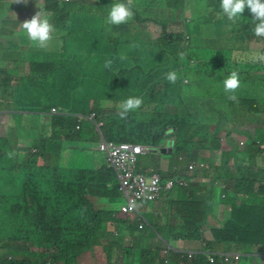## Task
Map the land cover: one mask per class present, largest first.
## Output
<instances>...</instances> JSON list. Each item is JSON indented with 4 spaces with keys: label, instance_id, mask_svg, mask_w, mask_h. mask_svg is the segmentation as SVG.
Segmentation results:
<instances>
[{
    "label": "trees",
    "instance_id": "trees-1",
    "mask_svg": "<svg viewBox=\"0 0 264 264\" xmlns=\"http://www.w3.org/2000/svg\"><path fill=\"white\" fill-rule=\"evenodd\" d=\"M98 1L102 5L100 15H86L78 11L77 8L83 5L81 1H75L77 4L68 0L59 1V9L70 11L66 33L62 35L64 45L61 59H52L47 63L37 61V54L48 53L45 48L38 49L36 57L30 60V70L20 77L26 84L21 83L23 88L19 85V89L9 90L16 78L11 72L4 71L6 65L0 67V106L11 104L8 100L11 98L13 106L6 109H20L12 112L16 121L30 123L23 134L31 127L36 137L41 138L37 150L32 152L22 145L13 149L9 138L0 137V144H6L5 152H0V174L8 177L4 184H0V264H92L95 257L97 264H101L106 257V264H232L220 261L217 254H211L214 256L213 261L211 256L203 253L193 258L187 254L183 257L175 251L164 254L162 241L175 240L174 226L186 228V235L182 234L181 239L202 235L203 225L211 224L205 214L216 217L214 209L209 210L211 204L229 206L231 210L230 215L221 220L223 229L237 233L242 245L263 250L264 164L261 160L264 159V105L262 109L255 110L251 103L242 102L244 99L228 101L229 93H226L213 100L217 103L215 107L212 101H198L199 111L219 118L214 125L196 121L191 108L196 107L195 97L199 96L195 92L196 88L188 87L189 81L199 86L208 79L212 87L207 94H212L215 87L212 79L223 80L233 70L238 71L240 85L245 89L264 87V73L251 72L264 69V61L247 62L246 69L227 68L233 61V54L240 52L244 60L252 39H264L254 35L257 22L252 20L250 10L246 7L242 16L233 21L222 12L220 0H193L208 12L202 16L205 20L192 17L188 22L186 18L192 15L184 13V0H144V11L133 0L134 19L127 24L109 26L105 19L116 0ZM157 1L161 2L157 4ZM148 8L149 13L146 12ZM181 16L184 17L183 29L170 31L171 23ZM194 20L199 34L202 32L199 24L213 25L214 29L209 31L218 33L219 39L215 41L224 44L219 50H214L205 46L203 39L199 38V44L210 52L208 58L190 46V26ZM144 22L156 24L160 35L151 38L142 29L131 33L127 28L141 26ZM67 36L71 37L70 44L67 43ZM27 41L20 43L22 51L28 47ZM10 49L8 45L7 50ZM72 52L86 59L81 65V73L89 68L92 61L97 62L101 76L106 79L117 68L116 74L125 77L126 82L136 89L129 97L144 98L142 107L130 113L127 119H121L119 108L115 107L120 103L115 101L116 95L109 91L108 82H102L108 88L107 96L95 91L93 84H81L82 74L78 76L73 73L75 60L67 57V53ZM107 61H111L110 67H105ZM58 67H61V75ZM169 71L179 74L177 83L172 84L165 79ZM49 73L61 84H55L52 93L43 94L45 104L33 102L34 99L41 102L43 97H32L30 92L33 89L29 87L48 84L51 89L53 84L50 83L52 79ZM92 81L97 82L94 79ZM162 82L165 87L159 88ZM124 84L119 86L120 91ZM124 91H128V88L125 87ZM120 96L117 95L118 98ZM52 100L55 102L48 106V101ZM109 103L115 106H109ZM53 107L62 113H52ZM70 111H86L83 114L94 113L95 116L89 120L64 113ZM100 122L103 123L101 131L108 140L151 145L153 153L146 154L148 156L162 148L163 156L169 159L168 169L158 171L163 175V183L167 177H187L188 185H176L166 191L171 194V199L164 212V222L159 216L155 224L150 222L151 226L139 229L131 218L119 216L118 210L96 208L91 197L104 198L110 202L119 199L120 189L110 178L111 173L115 176L114 168L109 163L96 168L84 166L83 163H77V154L73 156L74 163L62 161L64 146L68 150L88 152L90 143L96 144L92 135H99L96 124ZM44 123L45 135L40 131ZM78 124L80 128H77ZM239 124L245 126L238 129ZM49 125L53 126L50 134ZM236 132L247 137L243 148L234 138ZM14 133V127L9 126L7 136ZM23 136L30 140V137ZM222 139H225L228 148H222ZM53 140L62 144L59 152L49 151L48 144ZM169 141H172V146L165 150ZM85 143L88 146L81 148ZM9 151L16 153L14 158L7 157ZM202 151L210 152L208 158H203ZM39 156L43 158L41 165L37 164ZM80 160L83 161V157ZM192 161L198 162L194 170L188 167ZM183 162L188 163L186 168ZM201 162L204 166L200 165ZM143 164L144 160H141L137 167L153 170ZM191 179L194 181L191 182ZM110 219V224L118 225L119 231L116 233V229L112 228L110 232L106 228ZM132 229L137 231V235L128 238L123 231ZM158 229H162V232H158L162 238L159 239L161 247L156 249L148 245L146 231ZM113 236L117 240L107 244ZM205 249L220 251L213 241H206ZM242 254L239 260L246 256L248 264L257 257L256 254ZM259 254H262L261 264H264V253ZM33 256H43V260H31ZM126 257H129V261L125 262Z\"/></svg>",
    "mask_w": 264,
    "mask_h": 264
},
{
    "label": "rangeland",
    "instance_id": "rangeland-1",
    "mask_svg": "<svg viewBox=\"0 0 264 264\" xmlns=\"http://www.w3.org/2000/svg\"><path fill=\"white\" fill-rule=\"evenodd\" d=\"M7 0H0V2H5ZM29 5L25 6V8H27L28 10V17L31 19L35 14H34V9H38L39 11L41 10L40 8H37L35 6V4L38 2V0H26ZM44 2L41 3V5H44V11L47 13V15L50 17L51 22L56 26V31L53 34V38L52 40L49 41L48 46L46 47V52H57L55 53L53 56V59L56 60H60L61 59V52L63 50L62 48V42L64 41V38L62 35H64L66 33L65 28L67 27L68 24V13L70 12L69 9H65L64 11L62 9L58 8V3L61 0H43ZM70 2H74L77 4V2L75 1H81L83 3L82 6H80L79 8H77L78 11L85 13L86 15L88 14H92V15H100L101 14V3L98 0H68ZM144 0H134V3L139 6L140 9H142L144 11ZM162 1V0H161ZM161 1H157V4H159ZM8 2V3H7ZM6 3V5L1 6L0 7V13H2L4 10H8L9 11V15H13L14 12L20 10L23 8L22 5L19 4V0H8ZM156 4V5H157ZM204 6L201 5H197L195 2H193V0H184V13L185 14H191V17H188L186 19H188V22H190V20L192 19V17L194 18H201L204 19V16L206 12H208V10L203 8ZM157 8H160L159 6H157ZM146 12L149 13V8L146 10ZM146 14V13H145ZM85 15V16H86ZM13 18V17H12ZM100 22V19L98 21ZM184 17L181 16L179 18V20H176L175 22H172L170 25V31H180L181 29H183L184 27ZM22 23L20 22V27H14L12 26L11 23L9 22H5L4 20H0V31L2 32L0 34V44L3 45V50L7 51L5 53L2 52L0 53V67L1 65H6L7 68H5L4 71H9L11 72V74L13 75L14 68L15 70L19 71V73L16 76H20V75H24L28 72V69L30 70V60L33 56L36 57V52L38 51L37 47H35L31 41H29L28 39H26L24 30L22 28ZM129 29V31L131 33H133V31L137 30V29H142L145 33L149 34V36L151 38H157L160 35V29L158 28V26L152 22H144L141 26H136V25H132L130 27H127ZM191 28V33L189 34V36L191 37V43L190 46L195 49L196 51H198L199 54H201L204 57H207L210 55V52L208 49L203 48L198 40L199 38L203 39V43L205 44V46L209 47V48H213L214 50H219L220 47L222 45H224L221 40L219 43L218 41H215V39H219L218 38V33L215 32H210L209 30L214 29V26L211 24H206V23H201L199 24V29L202 31L200 34L196 31L197 30V23L194 20L193 24L190 26ZM65 32V33H64ZM20 38L23 40V42L27 41V48L25 49V51L21 50V41L19 39ZM188 36V37H189ZM187 37V39H188ZM189 40V39H188ZM214 40V42H213ZM262 41H258L256 39H252L251 43H250V49H248V51H246L245 55H244V60L241 59V55L240 52H238V54H233V61H231L228 65V67L234 68H240V69H246L247 66L245 63L247 62H255L257 63L258 61H264V59H261L262 56H264V39H261ZM71 42V37L67 36V43L70 44ZM67 43H66V47H67ZM10 45L11 49L8 51L7 50V46ZM66 49V48H65ZM84 49V47H83ZM95 53V52H94ZM67 57H69L72 60H75V64L76 67L73 71L74 74L80 76L82 74V80H81V84L84 86H90L91 84L94 85L93 89L95 91H98L100 93H102L103 96H107L108 95V88L107 86H104L102 84V82L106 83L108 82L110 85V92L114 93L116 95L115 101L117 102H121L125 99H127L129 97V95H131L136 89L134 88V86H132L131 84H128L126 82V78L125 77H121L119 76L117 73V68H114L113 71L111 72V74L109 75L108 79H106L105 77L101 76L100 71H99V67L97 65L96 61H92L89 68L85 69L82 73H81V65L83 63L86 62V59L81 57L79 55V53H67ZM65 59V56L62 57V60ZM37 61H40L39 58L37 59ZM207 61H211L210 59H207ZM61 64V63H60ZM258 67L260 68L261 65H258ZM60 69V75H61V67H58ZM251 72L253 73H258V74H262L264 73V69H257V70H251ZM64 73L66 75L67 72L64 70ZM114 73V74H113ZM52 82H50L51 84H53L52 88L49 89V87L47 86L48 84H42V85H32L29 88L32 89H38L39 90V97H43V104L46 103V101L44 100V95H47L48 93H52V90L55 89V84L60 85L61 81H59L57 78L55 79V76L51 73H49ZM47 79V76L45 77V80ZM92 79L97 80V82L92 81ZM226 79V77H223V80ZM117 80V81H116ZM223 80L222 79H212V83L215 85V87H213L214 92L212 94H207L208 89H210L212 87L211 83L209 82V80L207 79L206 81H204L202 84H199V86L193 82V81H189V86L190 88H196L197 90L195 91L197 96L199 97H195L196 99V107L193 106L191 108V110L195 113V120L196 121H203V122H208L211 124H215L219 118L215 117V116H210L207 115L204 112H201L197 109V106H200L199 104V100H205L206 102H211L212 101V105L215 107V105H217V103L215 101H213L217 96L219 95H223L226 94L224 91V87H223ZM112 81L114 83H112ZM126 82V83H125ZM124 84V86L122 87L121 91L119 90V86L121 84ZM68 88H71V85L67 86ZM128 88V91H124V89ZM159 88H163L165 87V83H160L158 85ZM14 91L15 89H19V84H16L13 82V84L11 85V87H9V90ZM191 90V89H189ZM74 92V90H73ZM26 94V92H24ZM35 93V92H33ZM117 95H121L119 98L117 97ZM235 95L237 96V101L240 100H245L242 102H246V103H251V105L254 107L255 110H259L263 108L264 105V99H262L264 97V87L258 88L256 86L255 89H250V87H248V89H245V87L241 84L240 87L237 89ZM33 97V96H32ZM38 97V96H36ZM202 97V98H201ZM212 97V98H211ZM252 97V98H251ZM201 98V99H200ZM107 99V98H106ZM8 100L12 103L13 100H11V98H8ZM170 101V99H169ZM228 101H232L229 100ZM53 102H55L54 100L52 101H48V106H50ZM112 104L115 106L114 103H109V106H112ZM260 104V105H259ZM7 107H11L7 104H3L0 106V108L2 109H6ZM118 107L119 106H115ZM181 107V106H180ZM182 108V107H181ZM59 110V109H58ZM82 113H86V111H80ZM69 113H75L73 111L69 112ZM41 122V121H40ZM30 124L29 122L23 121V120H19L16 121V118L13 116V113L11 112V116H10V112L9 111H5L3 112L0 111V137L2 138H9L11 140L12 143V148L13 149H17L18 147L25 146L26 149L28 148L29 151L35 152L38 148V146L40 145L41 142V138H37L36 134L34 132V130L31 129V127H29L28 130H26L25 134H23V131L25 129V127ZM229 125V124H228ZM14 127L15 133L12 136H7V130L8 127ZM31 126V125H30ZM45 126L46 123L42 124V128H41V134L45 135ZM245 125H238V129H242V127H244ZM247 126H249V124H247ZM53 126L49 125L48 126V131L49 134L52 131ZM23 135H26L27 137H30V140L26 139V137H24ZM92 138H95L96 140V144L97 142L101 139L100 133L99 135H92ZM234 138L236 140V142L240 145V147H244V144H242V141L244 143H247L246 139L247 137H245L244 134H240L238 132L234 133ZM222 145H223V149L228 148V145L225 141V139H222ZM30 143V145H29ZM94 143H90V148L88 149L89 151H83V150H68L65 146V153H64V158L62 161L67 162V163H74V159L73 156L77 154V158L78 161L77 163H83L84 166H93V167H101L102 165L107 164V160H106V153L99 150L97 145ZM49 151H55V152H59L61 149V145L59 142L55 143V141H51L49 143ZM58 146V147H57ZM84 147L81 148H86L88 146V143L83 144ZM166 148L168 149V146H166ZM6 149V144L5 143H1L0 144V152L4 153ZM164 150L162 148L158 149L156 151V154H151L150 156L146 155V156H141L140 160H144V164L146 166H151L152 168L156 169V170H167L169 167V159L165 158L163 156ZM202 156L203 158H208V156L210 155V152L208 151H202ZM72 155V157L70 158V156ZM221 155V150L218 151L217 157L219 158ZM148 156V157H147ZM80 157H83V161L80 160ZM219 160V159H217ZM43 163V158H41V156H39L38 160H37V164L41 165ZM261 163L264 164V159L261 160ZM207 164V163H206ZM188 165L187 162H183V166L184 168H186ZM194 170V169H193ZM2 172V170H0ZM184 176V175H183ZM185 178H187L186 176H184ZM8 177L6 175L0 174V184H4L6 179ZM110 178L112 181H114V184L118 185V179L117 176L111 173ZM14 184H16V181L14 182ZM165 193V192H164ZM93 199V201L95 202V206L96 208H100V209H111V210H118L119 209V205L120 202L123 201L124 195H123V191H119V196H118V200L114 201V202H110L107 199L104 198H97V197H91ZM167 198V200L169 201L171 199V194L168 192L166 194H164L163 199L156 205L154 202L152 201H148V200H142L139 201L137 204L140 208H142L147 217L149 218V220L155 224V220H157L159 218V216H157L156 214H153V212L155 211V207L157 206L158 212L164 210L163 208V201ZM216 205V206H215ZM211 204L209 205V210L214 209L215 215L216 217H212L211 215H206L205 214V218L209 222L212 224H204L203 225V229H202V235L207 242H214L216 248H219V250H228V251H236V250H240L243 255H248V254H256L257 257L255 259V261L253 262V264H260L261 263V256L259 253H264V249H259L256 248L254 246H245L242 245L240 243L239 238H236V240H231L228 237V230L223 229V225L221 223V220L224 217H227L230 215L231 210L229 209V206H224L221 207L218 204ZM223 209V210H221ZM210 210V211H211ZM108 210H105V212H107ZM120 216V215H119ZM122 217V216H121ZM165 216L162 217V219H164ZM111 219L108 221V225L106 226V228L109 229V231H112V228L116 229L119 231L118 229V225L116 223H112L110 224ZM165 221V219L163 220V222ZM168 222V221H167ZM173 235H174V239L176 240H170V241H162L163 247H164V254H170L171 251H175L178 252L177 250H188L189 248H194V247H198L199 246V242H200V238L201 236L196 235L197 237L195 238H184L181 240L182 234L186 235V228L182 227V226H174L173 228ZM106 230V229H105ZM115 230V233H116ZM162 232V229H158V230H147L146 234H147V243L149 246L151 247H156V249L160 246L161 247V242H160V238L161 235L158 232ZM125 235H127V237L129 238L130 236H136L137 235V231L135 229L132 230H126L123 231ZM164 232V230H163ZM159 235H158V234ZM165 233V232H164ZM157 234V237H156ZM117 239L115 238V236H113L111 238L110 241H107V244H112L113 242H115ZM220 242V243H218ZM201 243V242H200ZM176 244V245H174ZM175 248L172 249V248ZM196 249V248H195ZM255 251V252H253ZM259 252V253H257ZM1 254V251H0ZM249 256V255H248ZM246 256H244V258H241V260H237L235 258L232 259V264H248L249 260L247 258H245ZM31 260H38L39 262L43 260V256H33L30 257ZM129 261V257H126L125 260ZM120 263L122 261H119ZM92 264H97L96 262V257L93 258L92 260ZM101 264H106V258L102 261Z\"/></svg>",
    "mask_w": 264,
    "mask_h": 264
},
{
    "label": "clouds",
    "instance_id": "clouds-1",
    "mask_svg": "<svg viewBox=\"0 0 264 264\" xmlns=\"http://www.w3.org/2000/svg\"><path fill=\"white\" fill-rule=\"evenodd\" d=\"M133 7H134L133 0H125V2H119V0H116V2L112 5L110 11L108 12V15L105 19V23L109 26L111 25L119 26L122 24H127L130 20L134 19L135 17V12L133 11ZM246 7L250 10V13L253 16L252 20L257 22L254 28V35L257 37H264V0H220V8L222 9V12L226 14V16L230 20H233V21L239 19L242 16ZM40 9L41 10L37 12L31 19L26 20L21 25H22V28L24 30V33L27 39L31 41L35 47L43 49V48H46L48 46L49 41L52 40L53 34L56 31V26L51 22L50 17L47 15L44 9L42 8ZM183 55L184 54L181 53V57H183ZM261 59H264V56H262ZM110 65H111V61H107L105 63V67H110ZM165 79L168 82L175 84L180 79V77L176 71H169L166 74ZM223 87H224L225 93H229L228 99L234 102L237 101L238 98L235 95V93L237 89L240 87V78H239L238 71L233 70L229 74V76L223 80ZM143 103H144V98L141 96H130L127 99L121 101L119 104V110H118L119 117L121 119H127L129 114L139 110L142 107ZM56 110H57L56 112L52 111V113H62V111L58 109ZM64 113L77 115V116L83 115V117L81 118H85V117L87 118L88 116H90V115H85L80 112H75V113L64 112ZM99 141L97 143V147H98ZM167 146L169 149L172 146V141H169ZM165 150H167V148ZM15 155L16 153L14 151L7 152V157L9 159L14 158ZM150 168L153 169L152 171H155V169L152 168L151 166ZM144 169L146 168L144 167ZM156 171H159V170H156ZM162 179H163V175H162ZM190 181L192 182L194 181V179H191ZM163 185H165V183H163ZM168 190H171V189L164 188L162 191V195L164 194V192L167 193L166 191ZM152 202H156V201H152ZM139 209L142 212L144 218L146 219V222H144L143 227H140L141 221L139 220L138 217L132 216L131 214L123 215L121 214V211L119 209L118 211H119L120 216L125 217V218H131L132 222L136 223L139 229H144V228L151 226L150 225L151 221L147 217L146 213H144V210L140 207ZM154 214L155 212H153L152 216ZM217 252L231 253L230 251H221V250ZM106 261H107V257H106ZM166 263H168V261H166Z\"/></svg>",
    "mask_w": 264,
    "mask_h": 264
},
{
    "label": "built area",
    "instance_id": "built-area-1",
    "mask_svg": "<svg viewBox=\"0 0 264 264\" xmlns=\"http://www.w3.org/2000/svg\"><path fill=\"white\" fill-rule=\"evenodd\" d=\"M53 112H56V108H53ZM83 117V115H79ZM94 113L88 116V119L94 117ZM86 118V117H85ZM103 123H97V129L100 133L101 139L98 144V149L106 153L107 162L114 168L115 175L118 179L119 189L123 191V201L120 202L119 210L123 215H129L138 217L141 221L140 227L144 226L146 219L140 211L137 203L142 200L157 201L162 196L164 188L172 189L176 185H188V179L182 175L168 177L165 185H163L162 175L158 171H148L144 169V166L137 167L140 157L153 151L151 145L142 143H133L130 141L116 142L105 138L101 131V125ZM79 128L80 125L78 124ZM243 144V141H242ZM204 166V163H200ZM198 166V162L192 161L189 164V169L192 170ZM200 248H189L188 250H177L183 257L187 254L189 258L195 257L197 254L203 253L211 256V260H214V256L211 254H217L222 262H232V259H239L240 253L229 252H211L205 249L206 239L201 236ZM172 248V247H171ZM175 250V248H172Z\"/></svg>",
    "mask_w": 264,
    "mask_h": 264
},
{
    "label": "crops",
    "instance_id": "crops-1",
    "mask_svg": "<svg viewBox=\"0 0 264 264\" xmlns=\"http://www.w3.org/2000/svg\"><path fill=\"white\" fill-rule=\"evenodd\" d=\"M8 1V0H7ZM7 1H5V2H3V4H7L8 2ZM7 2V3H6ZM44 1L43 0H38V2L35 4V6L37 7V8H44V5L42 4L41 5V3H43ZM2 3V2H1ZM0 3V7L3 5V4H1ZM19 4L20 5H22L23 6V8L22 9H20V10H18V11H16V12H14L13 13V15H9L8 13H9V11L8 10H4L2 13H0V20H4L5 22H9V23H11L12 24V26H14V27H17V28H19L20 27V22L21 23H23V22H25L26 20H29L30 18L28 17V10H27V8H25V6H27V5H29V3L26 1V0H19ZM4 6V5H3ZM37 12H39V10L38 9H34V14H36ZM13 17V18H12ZM2 32L0 31V34H1ZM24 37H26V36H24ZM19 39H20V41H21V38H20V36H19ZM21 43H23L22 41H21ZM63 45H64V41L62 42V47H63ZM2 47H3V45L2 44H0V51L2 52ZM37 49H40V48H37ZM45 50H46V48H45ZM55 53H57V52H48L47 54H45V55H43V54H37V56L39 57V60L40 61H45L46 63L47 62H50L53 58H54V54ZM14 71H15V73L13 72V75L15 76V83H18L19 85H20V88H23L24 86H22V84L21 83H23V84H25L24 82H22L21 80H20V77H22V76H24V75H20V76H16L18 73H19V71H17V70H15V68H14ZM28 71H29V69H28ZM28 73V72H27ZM26 85V84H25ZM29 90V89H28ZM28 90H27V92H28ZM30 92V91H29ZM33 92H35V93H33ZM33 92H30L31 93V96H33V97H36V96H39V90L38 89H33ZM33 102H38L39 104H43V102L41 101H39L38 99H34V100H32ZM13 103V102H12ZM8 104L9 106H13V104ZM11 108V107H10ZM4 111H9V112H13V111H20V109H14V108H12V109H3V112ZM49 144H48V148H49ZM146 167H150V166H146ZM164 194H166V193H164ZM164 194L162 195V197H161V199L159 200V201H156V202H154L156 205L163 199V196H164ZM167 204H168V200H167V198L163 201V208H164V210H162V211H160V212H158V209H157V206L155 207V214L157 215V216H161V217H163L164 216V212H165V210H166V208H167ZM144 213H145V211H144ZM229 232V234H228V238L229 239H231V240H236V238H238V235H237V233H235V232H233V231H228ZM182 240V239H181ZM201 247V243L199 242V246L198 247H194V248H200ZM221 251H228V250H221ZM231 253H240V254H242V252L240 251V250H236V251H230ZM253 252H255V251H253ZM262 254H260V256H261ZM240 259V258H239ZM238 259V260H239ZM253 262H254V259H253ZM253 262L251 263V264H253ZM261 263H262V260H261ZM260 263V264H261Z\"/></svg>",
    "mask_w": 264,
    "mask_h": 264
}]
</instances>
